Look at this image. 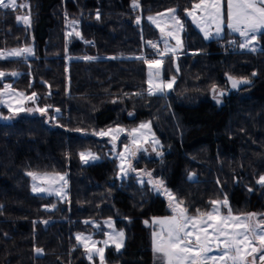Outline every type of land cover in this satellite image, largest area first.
<instances>
[{"label": "trees", "instance_id": "1", "mask_svg": "<svg viewBox=\"0 0 264 264\" xmlns=\"http://www.w3.org/2000/svg\"><path fill=\"white\" fill-rule=\"evenodd\" d=\"M27 1L28 34L16 19L18 9H0V48L21 47L30 35L25 43L32 44L34 58L0 60V71L19 73L0 79V88L11 82L35 92L37 105L52 118L21 113L0 121V264H89L74 234L91 229L86 219L107 217L123 229L125 241L119 251L107 247L105 259L154 264L144 221L168 214L166 204L134 176L116 178L107 139L90 135L113 125L151 122L161 153L141 154L134 167L162 178L190 214L225 197L236 214L264 213V186L256 182L264 175V37L255 51L240 49L239 36L227 32L206 39L186 15L199 0H138L135 9L133 0ZM169 8L184 22L185 51L200 52L164 57L162 74H174V89L149 95L145 62L138 57L151 52L148 42L158 31L145 16ZM68 20L81 36H67ZM227 76L250 83L216 105L210 93L213 86L226 91ZM183 94L201 98L185 104ZM9 113L0 106L3 120ZM86 149L100 159L82 164L79 153ZM31 171L66 173L68 200L33 194Z\"/></svg>", "mask_w": 264, "mask_h": 264}, {"label": "snow or ice", "instance_id": "2", "mask_svg": "<svg viewBox=\"0 0 264 264\" xmlns=\"http://www.w3.org/2000/svg\"><path fill=\"white\" fill-rule=\"evenodd\" d=\"M132 7L139 8L138 0H133ZM29 4L18 3V0H0V9H27ZM186 15L192 18L204 37L210 38L213 35L212 29L215 28V35L220 36L225 27L231 32L238 33L243 38L239 43L241 49L256 50V44L259 42L258 37H264V0H199L198 3L192 4L191 10H186ZM17 21H22L25 25H30V13L27 15H18ZM99 19V14H97ZM155 24L164 38L165 47L158 50L159 59H146L141 56L138 59L144 60L148 65V94L155 95L163 93L166 89H171L175 77L168 82L160 79L163 58L169 53H175L182 47V41L179 33L183 30V23L177 14V9H168L165 13H158L156 17H148ZM136 23L140 24L139 17ZM75 21H70L69 26L72 31L67 35L79 37L81 33L76 30ZM168 38L176 41L175 47L168 44ZM153 49H158V45L151 41L148 42ZM31 47L12 49L5 53L0 51V58L20 57L24 54H32ZM84 59H94V57H84ZM11 75L17 76L18 73H6L0 71V79ZM255 75V73H253ZM232 88H237L240 84H248L250 81L246 78L237 79L229 77ZM212 91L217 89L213 86ZM138 95V94H137ZM218 95H223L222 92ZM5 96L7 100L3 99ZM38 96L33 92L30 96L23 92H16L11 85H4L3 91H0V104L7 106L8 110L14 115L23 111H38L46 114L47 107L44 108H25L23 104L26 101L35 102ZM59 112L60 109H55ZM131 115V114H130ZM10 117H5L9 119ZM76 131H81L76 129ZM126 130L123 128H109L107 131L94 132L93 135L110 136L113 148L119 139V135ZM131 144H126L124 150L118 153L120 160V173L127 175L128 171H136L132 168L130 157L144 149L145 143H151L153 151H156L155 145L159 141L155 139L151 132L150 123H141L138 127L127 131ZM80 159L87 164L89 161H95L98 157L91 151L79 153ZM28 175L34 181L32 191L35 193H47L57 195L63 198L66 195L65 189L68 181L67 174L61 173H43L29 172ZM143 175L148 177V183L153 186L157 192H163L169 201V208L172 215L163 218H153L151 225L149 221H144L146 226H154L158 230L152 232V251L161 264H264V214L246 213L234 214L227 197L223 200L211 201L210 211L196 210V214H190L189 209L184 206L182 200L165 187L161 179H153L151 172H144ZM192 179V177H189ZM40 181L41 183H35ZM144 183L143 179L140 181ZM257 184L264 186V175L257 179ZM55 206H53L54 208ZM225 209L226 212H222ZM47 223V221H44ZM86 224L92 223L85 221ZM113 231L106 233L108 239L97 242L91 236L77 234L76 240L83 245L87 258L91 261L94 256H99L100 264H104L105 248L111 242L119 251L124 246V231H115L111 219L105 222ZM98 243H103L104 247H97ZM37 254L42 252L36 249Z\"/></svg>", "mask_w": 264, "mask_h": 264}, {"label": "rangeland", "instance_id": "3", "mask_svg": "<svg viewBox=\"0 0 264 264\" xmlns=\"http://www.w3.org/2000/svg\"><path fill=\"white\" fill-rule=\"evenodd\" d=\"M24 2L28 3L27 0H18V3H24ZM169 9H173V8H169ZM18 10H19V11H18V15H27V14H29V13H28L29 8H27V9H18ZM167 10H168V9L163 10V11H160V12H157V13H149V14H147V15L145 16V19H146L150 24H152V25L157 29V31H158V37H157V39H156V40H151V42L158 44V48L161 49V50H163L164 47H165V44H164V38H162V34H161V32H160V29H159L155 24H153V23L148 19V17H150V16H151V17H156L158 13H165ZM190 10H191V9H190ZM18 15H17V16H18ZM188 18L192 21V18H191V17H188ZM70 21H73V20H68V21H67V30H66V34H68L69 32L72 31V27L69 26V22H70ZM181 21H182L183 26H184V27H183V30L179 33L180 39H181V41H182V47L179 48V49H177V51H176L174 54H173V53H169V54L166 55V56H170V55H172V56H170V57H174V56H175V57H178V56L183 55V54H193V53H199V52H200L199 50H195V51H185V49H184V44H183V32H184L185 25H184V22H183L182 19H181ZM192 22H193V21H192ZM19 23L24 27V29L27 31V34H28V31H29V29H30V25H25V24H23L22 21H19ZM194 24H195V23H194ZM195 26L200 30V28H199L196 24H195ZM74 27H75L76 30H77V24H75ZM200 31H201V30H200ZM212 32H213V35H212L210 38H219V37L225 35L226 32H227V33H231V34H234V35H238V36H239L238 33L231 32V31H230L229 29H227L226 27H225L224 31L221 33L220 36H216V35L214 34V33H215V28H214V27H213V29H212ZM201 33L204 35V33H203L202 31H201ZM73 35H75V34H73ZM67 36H68V35H67ZM239 38H240V43H242V42H243V38L240 37V36H239ZM26 40H27V42H28V41H32L31 36L28 35L27 39H24V42H22L21 47H14V48H0V51H4L5 53H7L8 51H10V50H12V49L24 48V47H31V48H32V44H26V43H25ZM168 44H169V46H171V47H175V45H176V41H175L174 39L168 38ZM148 45H149V44H148ZM255 47H256V49H257V44H256ZM150 48H151V47H150ZM32 49H33V48H32ZM240 49H241V48H240ZM247 50H249V49H247ZM249 51H251V50H249ZM151 52H152V49H151ZM151 52H149V53H142V54L139 55V57L143 56V57H145L146 59H149V60H151V59H159V58H160L158 55L152 54ZM33 56H34V51H33L32 54H24L23 56H20V57H7V58H0V60H23V61H27V60L33 59V58H34ZM166 56H165V57H166ZM162 68H163V65H162ZM173 68H174V70H176L177 67L173 65ZM162 70H163V69H162ZM145 71H146V92L148 93L149 85H148L147 81H148V71H149V70H148V65H147L146 63H145ZM7 73H11V72H7ZM16 73H17V72H16ZM18 74H19V73H18ZM17 76H18V75H17ZM17 76H11V75H8V77H13V78H16ZM172 77H175L174 74H171V75H170L169 77H167V78L164 77L163 74H162V71H161V77H160V79L163 80L164 82H168L169 80H171ZM175 81H176V78H175ZM6 84H7V85H11V82H4L3 85H2V87L0 88V91H3V89H4V85H6ZM174 85H175V82H174V84H173V86H172L171 89H166L165 92H163V93H157V94H168V93L172 92L173 89H174ZM11 88H12L13 90H15L16 92H22L21 90H19V89H15V88H13L12 86H11ZM23 93H25V92H23ZM218 93H220V92L217 91V92L214 93L213 91H211V93H210V98L212 99V101H213L216 105H220V104L222 103V97L224 96V95H218ZM25 94L28 95V96L31 95V94H28V93H25ZM200 98H201L200 95H195V94H183V95L181 96V102H183V103H185V104H193V103L198 102V100H199ZM3 99L7 100L8 97L5 96ZM0 106L5 107L6 109H8L7 106H5L4 104H0ZM23 107H25V108H32V109L40 108V107L37 105V101H35V102H32V101H26V102L23 104ZM9 112H10V111H9ZM21 113H39L40 115H42V116L45 118L46 121H50V119L52 118V117H51V114H50L49 111H47L46 114H41V113L38 112V111H31V112H29V111H23V112H19L18 114H15V115H14L12 112H10L9 114L4 115L3 118H5V117L15 118L16 116H18V115L21 114ZM5 120H6V119H5ZM141 123H150V125H151V122H150L149 120H144V121H141V122H139L137 125H135V126H133V127H130V128H125V127H123V126H121V125H113V126H109V127H106V128H103V129H101V130L96 131V132H99V131H102V130H103V131H107L109 128H118V127H119V128H123V129H125L126 131H125L124 133H121V134L119 135V139H118V140L116 141V143H115V148H113V143L111 142V137H110V136H103V137H102V136H98V135H93L94 132L90 133V135H93V136H95V137H97V138H100V139H103V138L107 139V141H108V143H109V146H110V147H109V151H110V154H111L110 156L116 159V164H117V175H116V178H117V179L121 180V179L127 178L128 176H131V175H132V176L135 177L136 181H137L139 184H147V185L149 186V188H150L154 193L158 194L161 198L164 199L165 204H166V208H167V211H168V214H165V215H159V216H152V217H150L149 220H146V221H149V225H151V221H152L153 218H163V217H166V216H170V215H172L171 209H170L169 206H168V205H169V201H168L167 196L164 195L162 191H161V192H157V191L153 188V186L147 182V181H148V177L145 176V175H143V173H144V172H151V173H152V177H153V179H161V180H163V179L160 178V177H158V176H155L151 170H147V169H144V168H136V167H134V164H133V159H134V158H138V156H140L141 154H143V155H145V156H147V157H158V156L160 155V153H161V147H162V145H161L160 139H159L158 136L155 134V132H154V130H153V128H152V125H151V132H152V134H154L155 139L159 141V144H158V145H155L156 151H153V147H154V146H153L151 143H145V144H144V149H146V150H140V151H138V152L136 153V155H135L134 157H130V161H131L132 168H134L136 171H128L127 175H122V174L120 173V169H119L120 160H119L118 155H117L118 153H120V152H122V151L124 150V146H125L126 144H128V145L131 144V139H130V137H128V135H127V131H128V130H131L132 128H136V127H138ZM86 134H87V133H85V135H86ZM84 151H91L92 153H94V154L98 157L97 160H95V161H89V163H94V162H96V161H98V160L100 159V157H99L95 152H93L92 150L86 149V150H83V151H81V152H84ZM79 157H80V156H79ZM80 162H81L82 164H85V163H83V162L81 161V159H80ZM89 163H87V164H89ZM31 172H34V171H31ZM28 173H29V172H27V176H28V178H29V182H30V190H31V192H32L33 194L44 195V196H48V197L53 196V197H56V198L60 199L61 201H67V200H68V190H67V189H68V184H67V187H66V189H65L66 195H65L63 198H61V197H59V196H57V195H54V194H53V195H49V194H47V193H35V192L32 191V185H33L34 181H33L32 178L28 175ZM36 173H39V174L50 173V174H51V173H54V172H36ZM61 174H64V173H61ZM187 177H188V179H189V177H192V179H194L195 175H194V173L189 172L188 175H187ZM66 179H67V176H66ZM141 179H143L144 183H141V182H140ZM67 181H68V179H67ZM163 181H164V180H163ZM35 183H38V184H39V183H41V182H40V181H35ZM164 184H165V187H166L168 190H170V189L167 187L165 181H164ZM170 191H171V190H170ZM171 192H172V191H171ZM223 199H224V198H223ZM223 199H219V200H223ZM227 200H228V199H227ZM211 207H212V205H211ZM211 207H210V209H209L208 211L211 210ZM222 212H226V210H225V209H222ZM233 213H234V212H233ZM234 214H236V213H234ZM261 214H264V213H261ZM193 215H194V214H193ZM109 219H111V221L113 222V225H114V229H115V231H123L122 228H119V227L116 226L114 219L111 218V217L103 218V219H100V220L86 219L85 221H91V222H92V223H88V224H86L85 221H84V223H85L86 225L90 226L91 229H90L89 231H87V232H85V231H79V232H76V233L74 234V236H75V240H76V236H77V234H83V235H85V236H91L92 239L95 240V241H97V242H102V241H104V240H107L108 237H107L106 233L113 231V229H110V228L107 226V224L105 223V222L108 221ZM148 227H149V229H150V233H151V249H152V232H153L154 230H158V229L154 228V226H148ZM124 241H125V240H124ZM76 243H77L79 246H81V247L83 248V250H84L83 245H81L80 243H78L77 240H76ZM110 246H113V247L115 248V246L112 245L111 242L109 243V246H108V247H110ZM97 247H104V245H103V243H98V244H97ZM106 248H107V247H106ZM106 248H105V252H104V257H106ZM122 248H123V247H122ZM122 248H121V249H122ZM121 249H120V250H121ZM115 250H117V249L115 248ZM84 256H85L86 261H87L89 264H100L99 256H94V257H93V260L90 261V260L87 258V254H86L85 250H84ZM152 259H153V263H154V264H161V262H160L159 260H157L156 257L154 256L153 251H152ZM104 264H116V263H110V262H108V261L105 259Z\"/></svg>", "mask_w": 264, "mask_h": 264}, {"label": "water", "instance_id": "4", "mask_svg": "<svg viewBox=\"0 0 264 264\" xmlns=\"http://www.w3.org/2000/svg\"><path fill=\"white\" fill-rule=\"evenodd\" d=\"M226 80H227V84H228L227 90H226V91H223V92H222V91H219V92H222L223 95H227V94H228L229 92H231V91L238 90V89L243 85V83H242V84L238 85L237 88H232V86H231V81L229 80V76L226 77ZM0 121H1V122H9L10 119L3 120V119L0 117Z\"/></svg>", "mask_w": 264, "mask_h": 264}, {"label": "built area", "instance_id": "5", "mask_svg": "<svg viewBox=\"0 0 264 264\" xmlns=\"http://www.w3.org/2000/svg\"><path fill=\"white\" fill-rule=\"evenodd\" d=\"M157 45H158V44H157ZM151 49H152V52H151V53H152V54H155V55H157V51H158V50H161V49H159V48H158V49H153L152 47H151Z\"/></svg>", "mask_w": 264, "mask_h": 264}, {"label": "crops", "instance_id": "6", "mask_svg": "<svg viewBox=\"0 0 264 264\" xmlns=\"http://www.w3.org/2000/svg\"><path fill=\"white\" fill-rule=\"evenodd\" d=\"M247 50V49H246Z\"/></svg>", "mask_w": 264, "mask_h": 264}]
</instances>
